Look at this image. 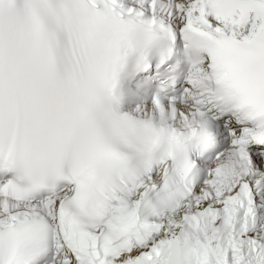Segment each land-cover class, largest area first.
Here are the masks:
<instances>
[{"label": "snow or ice", "instance_id": "6c2138e0", "mask_svg": "<svg viewBox=\"0 0 264 264\" xmlns=\"http://www.w3.org/2000/svg\"><path fill=\"white\" fill-rule=\"evenodd\" d=\"M0 264H264V0H0Z\"/></svg>", "mask_w": 264, "mask_h": 264}]
</instances>
